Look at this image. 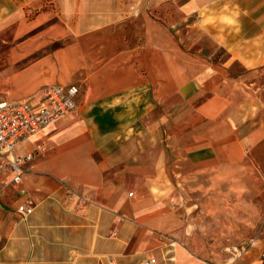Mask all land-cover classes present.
Segmentation results:
<instances>
[{
    "label": "crops",
    "instance_id": "crops-1",
    "mask_svg": "<svg viewBox=\"0 0 264 264\" xmlns=\"http://www.w3.org/2000/svg\"><path fill=\"white\" fill-rule=\"evenodd\" d=\"M0 38V101L78 86L16 146L20 182L0 172V264H210L183 245L184 178L264 175V0H0Z\"/></svg>",
    "mask_w": 264,
    "mask_h": 264
},
{
    "label": "rangeland",
    "instance_id": "rangeland-1",
    "mask_svg": "<svg viewBox=\"0 0 264 264\" xmlns=\"http://www.w3.org/2000/svg\"><path fill=\"white\" fill-rule=\"evenodd\" d=\"M146 8L155 17L168 16L169 23L176 21L177 9L172 3ZM220 54L223 57L222 51ZM94 155L97 157L99 153L96 151ZM184 179L185 202L192 213L184 248L210 264H229L251 254H256L262 264L264 175L251 160L245 158L209 172H194Z\"/></svg>",
    "mask_w": 264,
    "mask_h": 264
},
{
    "label": "built area",
    "instance_id": "built-area-1",
    "mask_svg": "<svg viewBox=\"0 0 264 264\" xmlns=\"http://www.w3.org/2000/svg\"><path fill=\"white\" fill-rule=\"evenodd\" d=\"M76 84H47L43 88V96L34 105L31 98L8 99L0 101V172L8 170L12 173L9 180L17 184L21 180V164L31 154H18L16 146L33 134L41 131L50 122L76 108ZM33 200L26 196L16 205V212L25 217L33 209ZM261 225L264 226V211ZM260 261L264 264V248L260 251Z\"/></svg>",
    "mask_w": 264,
    "mask_h": 264
}]
</instances>
